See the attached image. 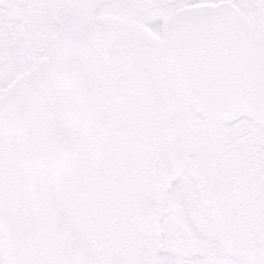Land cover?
Listing matches in <instances>:
<instances>
[{
    "label": "snow or ice",
    "instance_id": "1",
    "mask_svg": "<svg viewBox=\"0 0 264 264\" xmlns=\"http://www.w3.org/2000/svg\"><path fill=\"white\" fill-rule=\"evenodd\" d=\"M0 264H264V0H0Z\"/></svg>",
    "mask_w": 264,
    "mask_h": 264
}]
</instances>
